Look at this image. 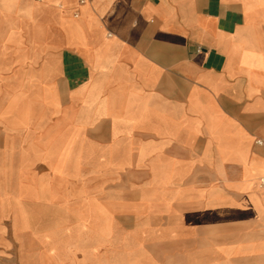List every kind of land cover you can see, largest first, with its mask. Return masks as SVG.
Segmentation results:
<instances>
[{"label": "crops", "instance_id": "crops-1", "mask_svg": "<svg viewBox=\"0 0 264 264\" xmlns=\"http://www.w3.org/2000/svg\"><path fill=\"white\" fill-rule=\"evenodd\" d=\"M9 31L46 63L60 48L57 82L41 78L63 142L112 197L162 209L165 263L264 264V0H0V46ZM35 62L11 94L38 96ZM38 117L31 99L20 152L37 154ZM37 206L0 178V249Z\"/></svg>", "mask_w": 264, "mask_h": 264}, {"label": "rangeland", "instance_id": "rangeland-1", "mask_svg": "<svg viewBox=\"0 0 264 264\" xmlns=\"http://www.w3.org/2000/svg\"><path fill=\"white\" fill-rule=\"evenodd\" d=\"M6 33L0 46V133L6 129L7 134L0 143V178L24 199H30L33 187L38 206L33 212L25 211L29 225L25 228L22 223V237L8 236L6 248L0 249V264H175L168 259L165 263L162 255V209L128 206L122 196L112 197L106 182L110 176L83 173L79 144L63 142V96L43 93L46 80L41 78L49 73L57 82L55 61L60 48L55 46L54 57L46 63L42 47L17 46L14 35ZM37 59L43 60L39 70L44 67L39 71L38 96L11 94L6 78L22 71L23 86H30L25 76L36 69ZM31 99L39 107L37 154L33 155L30 144L20 152L22 144L13 136Z\"/></svg>", "mask_w": 264, "mask_h": 264}, {"label": "built area", "instance_id": "built-area-1", "mask_svg": "<svg viewBox=\"0 0 264 264\" xmlns=\"http://www.w3.org/2000/svg\"><path fill=\"white\" fill-rule=\"evenodd\" d=\"M81 3L84 2V0H80ZM258 144L261 143V141H257ZM259 188L264 190V173L261 175V177L258 180Z\"/></svg>", "mask_w": 264, "mask_h": 264}]
</instances>
